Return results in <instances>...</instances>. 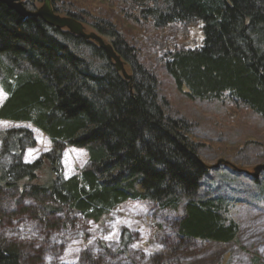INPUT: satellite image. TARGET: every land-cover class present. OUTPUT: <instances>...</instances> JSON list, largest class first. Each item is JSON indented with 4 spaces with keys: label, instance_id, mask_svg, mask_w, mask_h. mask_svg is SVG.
I'll list each match as a JSON object with an SVG mask.
<instances>
[{
    "label": "trees",
    "instance_id": "1",
    "mask_svg": "<svg viewBox=\"0 0 264 264\" xmlns=\"http://www.w3.org/2000/svg\"><path fill=\"white\" fill-rule=\"evenodd\" d=\"M121 2L138 26L201 24L202 46L166 59L177 88L192 100L229 95L264 117V0ZM93 27L111 39L131 80L94 42L0 3V85L6 94L0 121L29 123L52 142L50 152L29 164L23 157L36 145L33 133L0 131V264H45L42 250L7 237L16 224L34 223L50 238L74 227L73 217L100 223L129 200L181 210L179 239L234 242L240 228L228 216L231 203L198 199L208 168L189 126L166 115L157 79L139 65L116 27ZM66 146L85 149L90 162L68 179L61 167Z\"/></svg>",
    "mask_w": 264,
    "mask_h": 264
},
{
    "label": "rangeland",
    "instance_id": "2",
    "mask_svg": "<svg viewBox=\"0 0 264 264\" xmlns=\"http://www.w3.org/2000/svg\"><path fill=\"white\" fill-rule=\"evenodd\" d=\"M22 1L30 10L43 7L45 2ZM121 1L50 0L58 14L75 15L88 32L99 34L94 25L112 23L125 44L135 50L139 65L158 81V100L166 115L187 123L190 139L208 168L198 199L228 200V216L239 225V234L225 245L179 239L175 231L181 210L163 209L149 200H129L100 223L73 217L74 227L46 238L34 223L25 221L11 227L7 237L42 250L45 264H264V171L254 175L264 164V117L229 95L223 99H190L186 90L177 88L165 62L170 53L201 47L202 25L174 24L166 29L151 24L138 26ZM102 37L111 43L110 38ZM5 99L0 85V106ZM14 128L30 130L36 141L25 151V163H34L50 152L51 140L33 125L0 121V131ZM89 163L85 149L66 146L61 160L63 176L78 175ZM125 237L128 240L123 246Z\"/></svg>",
    "mask_w": 264,
    "mask_h": 264
},
{
    "label": "water",
    "instance_id": "3",
    "mask_svg": "<svg viewBox=\"0 0 264 264\" xmlns=\"http://www.w3.org/2000/svg\"><path fill=\"white\" fill-rule=\"evenodd\" d=\"M0 3L6 5L9 9L16 12L23 18L39 17L48 26L59 30H66L70 34L84 38L86 41L94 42L100 49H102L108 59L114 63L116 70L123 75L126 80H131L132 77L128 72L126 64L122 58L115 52L112 44L107 43L105 39L93 32H88L86 26L79 20L70 16H61L56 14L51 6L50 0H45L44 6L37 10H30L27 8L25 2L22 0H0ZM264 171V164L255 169L257 172ZM258 175V174H257Z\"/></svg>",
    "mask_w": 264,
    "mask_h": 264
}]
</instances>
